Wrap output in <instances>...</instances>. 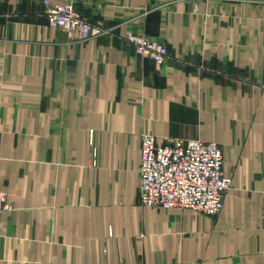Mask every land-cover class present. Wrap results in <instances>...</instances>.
Returning <instances> with one entry per match:
<instances>
[{
  "label": "crops",
  "instance_id": "obj_1",
  "mask_svg": "<svg viewBox=\"0 0 264 264\" xmlns=\"http://www.w3.org/2000/svg\"><path fill=\"white\" fill-rule=\"evenodd\" d=\"M58 2L99 32L0 0V264H264V0ZM143 132L220 145L217 215L139 204Z\"/></svg>",
  "mask_w": 264,
  "mask_h": 264
},
{
  "label": "built area",
  "instance_id": "obj_2",
  "mask_svg": "<svg viewBox=\"0 0 264 264\" xmlns=\"http://www.w3.org/2000/svg\"><path fill=\"white\" fill-rule=\"evenodd\" d=\"M41 1L48 23L62 29L69 40H83L99 32V28L75 10L72 2ZM126 39L137 55L157 64L167 56L164 44L144 34L129 32ZM90 140L92 144V133ZM140 152L139 204L163 209L181 207L211 216L219 213L232 178L223 172V155L218 143L198 138L158 141L153 134L143 132ZM10 208L0 191V221L3 211Z\"/></svg>",
  "mask_w": 264,
  "mask_h": 264
},
{
  "label": "rangeland",
  "instance_id": "obj_3",
  "mask_svg": "<svg viewBox=\"0 0 264 264\" xmlns=\"http://www.w3.org/2000/svg\"><path fill=\"white\" fill-rule=\"evenodd\" d=\"M45 12V11H44ZM80 14V13H79ZM81 15V14H80ZM82 16V15H81ZM83 17V16H82ZM84 18V17H83ZM85 19V18H84ZM62 30V29H61ZM64 32V31H63ZM65 33V32H64ZM66 34V33H65ZM67 36V35H66ZM148 37V36H147ZM161 43V42H160ZM139 56V55H138ZM145 58V57H143ZM166 58V57H165ZM149 59V58H148ZM226 194V193H225ZM225 196V195H224Z\"/></svg>",
  "mask_w": 264,
  "mask_h": 264
}]
</instances>
